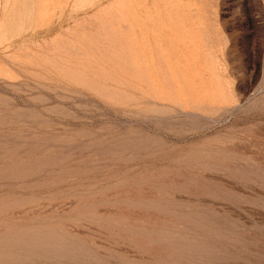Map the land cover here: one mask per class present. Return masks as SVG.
Listing matches in <instances>:
<instances>
[{"label":"rangeland","instance_id":"rangeland-1","mask_svg":"<svg viewBox=\"0 0 264 264\" xmlns=\"http://www.w3.org/2000/svg\"><path fill=\"white\" fill-rule=\"evenodd\" d=\"M0 264H264V0H0Z\"/></svg>","mask_w":264,"mask_h":264}]
</instances>
